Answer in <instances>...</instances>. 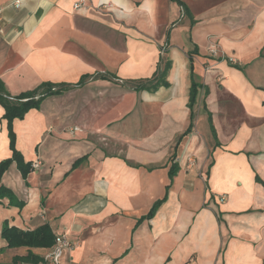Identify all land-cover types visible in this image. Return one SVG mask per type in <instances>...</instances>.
<instances>
[{"label": "crops", "instance_id": "crops-1", "mask_svg": "<svg viewBox=\"0 0 264 264\" xmlns=\"http://www.w3.org/2000/svg\"><path fill=\"white\" fill-rule=\"evenodd\" d=\"M182 2L186 13L172 0H0V80L13 96L111 77L14 121L17 149L41 166L2 177L25 204L0 203V264L29 252L8 247L4 223H49L71 244L60 264H264V0ZM166 62L168 86L121 84ZM3 115L0 162L12 156Z\"/></svg>", "mask_w": 264, "mask_h": 264}, {"label": "trees", "instance_id": "trees-1", "mask_svg": "<svg viewBox=\"0 0 264 264\" xmlns=\"http://www.w3.org/2000/svg\"><path fill=\"white\" fill-rule=\"evenodd\" d=\"M180 5L186 13L187 8L185 7L182 0H172ZM163 61V59H161ZM170 62L163 63L158 66L157 71L152 78L146 80H131L122 81L121 84L134 89L136 91L149 90L157 91L160 87L168 86L167 76L170 70ZM100 78H111L108 75H86L81 78L77 84H53V83H42L36 89L32 91L23 92L19 95L13 96L7 89L6 84L3 80H0V105L4 109L3 119L7 121L9 147L12 152V156L0 162V203L3 199L9 200V205L14 207L23 208L24 202L20 201L12 190L5 187L2 184V177L5 172L10 168L13 163H16L19 171L21 172L24 179H27L28 175L34 171V162H27L23 154L16 147V133L14 131V121L23 120L25 116L33 109H39L45 98L52 95H59L65 91H69L75 87L84 86L89 81ZM118 82H120L118 80ZM198 95V84L193 81L190 91V108L196 102ZM193 124L190 125L189 129L178 139L177 145L182 139L187 136L192 130ZM176 155H172V165L169 169V177L172 181L179 171V165L176 163ZM171 184L167 186V193L165 197L157 201L151 208L149 214L143 219H152L159 207L167 200L168 190ZM2 236L6 239L9 248H29V252L26 256H18L13 260L14 264H39L44 260L39 255L34 254L31 249H51L56 244L57 235L52 229L49 223H45L35 230H21L16 227H10L7 223H4L2 229Z\"/></svg>", "mask_w": 264, "mask_h": 264}, {"label": "built area", "instance_id": "built-area-1", "mask_svg": "<svg viewBox=\"0 0 264 264\" xmlns=\"http://www.w3.org/2000/svg\"><path fill=\"white\" fill-rule=\"evenodd\" d=\"M76 7H79L77 5ZM2 21L1 13H0V22ZM41 166L39 161H35L33 164L34 170L38 169ZM71 248L70 242L64 237L57 235L56 244L50 249V251L44 256V260L39 264H60V260L62 254L65 250H69Z\"/></svg>", "mask_w": 264, "mask_h": 264}, {"label": "rangeland", "instance_id": "rangeland-1", "mask_svg": "<svg viewBox=\"0 0 264 264\" xmlns=\"http://www.w3.org/2000/svg\"><path fill=\"white\" fill-rule=\"evenodd\" d=\"M77 5H79V4H77Z\"/></svg>", "mask_w": 264, "mask_h": 264}]
</instances>
